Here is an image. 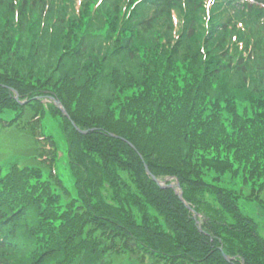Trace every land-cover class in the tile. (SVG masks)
<instances>
[{
	"label": "trees",
	"instance_id": "16d2710c",
	"mask_svg": "<svg viewBox=\"0 0 264 264\" xmlns=\"http://www.w3.org/2000/svg\"><path fill=\"white\" fill-rule=\"evenodd\" d=\"M229 4L0 0V123L47 170L0 165V264H264L236 187L264 208V58Z\"/></svg>",
	"mask_w": 264,
	"mask_h": 264
},
{
	"label": "rangeland",
	"instance_id": "374dc122",
	"mask_svg": "<svg viewBox=\"0 0 264 264\" xmlns=\"http://www.w3.org/2000/svg\"><path fill=\"white\" fill-rule=\"evenodd\" d=\"M239 4H229L228 6H220L224 10L234 13V17L238 19L239 23L244 22L243 33L244 36L250 35L248 38L251 43L255 40L259 41V44H255L254 47L258 51L256 56L264 58V6L260 5L257 0H236ZM7 2V0H5ZM199 2V0H197ZM227 15V14H226ZM246 32L248 34H246ZM13 116V112L5 110L0 114V117L9 119ZM42 129L47 132L56 140L58 147V158L55 163L54 169L61 177L65 186L70 188L74 194V178L71 175L70 169L67 166L65 151L67 143L63 133L58 128L56 122L50 118L45 117L42 119ZM33 142L30 136L19 131L15 126H3L0 123V165L3 172L6 171L7 166L11 162H17L20 165H34L40 166L46 173V169L42 167L33 156ZM242 186V194L239 198V204L241 210L252 216L258 226L259 233L264 237V208L260 206L257 200H249L245 197L249 191L248 187L238 184L236 187ZM261 197H264V191L261 193Z\"/></svg>",
	"mask_w": 264,
	"mask_h": 264
},
{
	"label": "water",
	"instance_id": "95a60500",
	"mask_svg": "<svg viewBox=\"0 0 264 264\" xmlns=\"http://www.w3.org/2000/svg\"><path fill=\"white\" fill-rule=\"evenodd\" d=\"M57 103L59 104V101ZM146 169H147V167H146ZM176 186L179 187V184L177 183ZM179 197H181V193H179Z\"/></svg>",
	"mask_w": 264,
	"mask_h": 264
}]
</instances>
